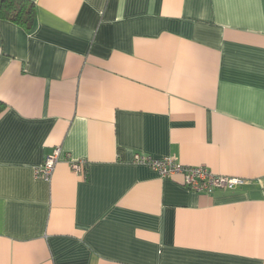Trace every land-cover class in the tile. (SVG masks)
I'll return each instance as SVG.
<instances>
[{"label":"crops","instance_id":"obj_1","mask_svg":"<svg viewBox=\"0 0 264 264\" xmlns=\"http://www.w3.org/2000/svg\"><path fill=\"white\" fill-rule=\"evenodd\" d=\"M31 1L0 20V264H264V0Z\"/></svg>","mask_w":264,"mask_h":264},{"label":"built area","instance_id":"obj_2","mask_svg":"<svg viewBox=\"0 0 264 264\" xmlns=\"http://www.w3.org/2000/svg\"><path fill=\"white\" fill-rule=\"evenodd\" d=\"M61 154L62 150L57 148L46 158L43 165L37 169L38 178L46 181L51 179L55 167L61 159ZM134 161L136 164L148 166L164 179L181 175L183 186L197 193L212 194L218 190L235 191L248 184V181L245 179L216 175L207 167H186L171 157L158 160L149 155L137 153ZM69 164L74 172L85 174L84 168L87 161H73L69 159Z\"/></svg>","mask_w":264,"mask_h":264},{"label":"trees","instance_id":"obj_3","mask_svg":"<svg viewBox=\"0 0 264 264\" xmlns=\"http://www.w3.org/2000/svg\"><path fill=\"white\" fill-rule=\"evenodd\" d=\"M0 20L10 21L31 32L36 21V5L31 0H0ZM5 109V103L0 101V115Z\"/></svg>","mask_w":264,"mask_h":264}]
</instances>
